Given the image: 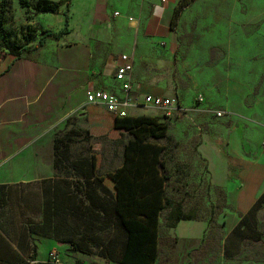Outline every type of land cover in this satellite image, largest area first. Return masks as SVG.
Instances as JSON below:
<instances>
[{
	"label": "crops",
	"instance_id": "crops-1",
	"mask_svg": "<svg viewBox=\"0 0 264 264\" xmlns=\"http://www.w3.org/2000/svg\"><path fill=\"white\" fill-rule=\"evenodd\" d=\"M19 1L6 0L4 29L10 41L32 49L41 32L55 34L57 39L47 38L41 48L19 57L0 54V198L4 189L10 193L8 203L14 195L16 205L24 201L20 191L55 179L53 140L65 131L67 122L69 131L80 129L78 118L83 115L96 122L106 120L109 130L115 132V117L101 105L87 103L85 95L97 89L120 94L114 72L121 54L133 56L131 95L137 105L128 109L127 116H158L155 110L147 111L140 105L144 96L174 97L182 105L176 94L158 83L164 71L175 64L176 26L171 28V19L179 0H70L56 14L38 15H33L31 8L21 7ZM25 1L32 5L36 0ZM26 27L36 29L30 31L28 42L21 36ZM251 46L257 51L264 49L258 44ZM254 69L249 76L240 70L235 79L264 81V59L255 63ZM215 90L210 87L207 100V94ZM217 90L228 98L225 86ZM225 98L223 109L239 124L229 134H212L209 125L202 126L195 147L206 163L211 186L226 195L232 208L221 223L223 238L239 217L264 197V103L254 99L249 108L242 93L235 96L233 108ZM251 115L253 119L248 122ZM73 118H77L76 125ZM3 209L0 205V264H44L53 249L59 253L61 264H116L81 254L67 257L64 246L28 233L19 217L4 216ZM165 230V244L175 242L177 248L183 240L199 247L207 223L181 221ZM9 234L24 243V249H19ZM171 251L163 258L159 253L155 264H173Z\"/></svg>",
	"mask_w": 264,
	"mask_h": 264
},
{
	"label": "rangeland",
	"instance_id": "rangeland-1",
	"mask_svg": "<svg viewBox=\"0 0 264 264\" xmlns=\"http://www.w3.org/2000/svg\"><path fill=\"white\" fill-rule=\"evenodd\" d=\"M187 2L188 5L182 11L173 32L175 64L164 71V77L158 82L164 89L167 88L178 96L182 110L172 113L168 118L155 110L158 116L154 118L168 124V134L178 144L170 166L179 167L171 181L178 182L176 185L181 192L170 194L168 190V196L174 200H181L187 207L198 204V215L205 217V220L216 221L220 230H214L217 232V244L209 242L206 246L209 241L206 239L202 249V245L192 247L194 244L181 240L175 248V242L171 245L164 243L166 230L161 217L159 228L164 238L162 237L160 242V258L172 250L173 264H264L262 226L264 205L260 210L262 215L257 216L263 231L262 245H246L240 255L225 259L221 223L225 222L232 208L227 203L226 195L211 186L207 166L195 152L202 126L209 125L212 134L222 131L229 134L239 124L223 109L225 97L221 90L217 92L219 91L217 87L220 89L226 87L228 98L226 97L225 101L233 108H236L235 96L238 98L242 93L246 95V105L249 108L254 105V99H260L264 103V81L235 79L240 70L249 76L255 70V63L264 59V49L257 51L251 48L252 44L264 46V0H187ZM32 31L35 32L36 29L32 28ZM210 87H216V90L207 94L209 96L207 100L206 92H210ZM217 112H225L228 115L217 119L215 117ZM252 119L253 115L249 116L247 121L250 122ZM73 121L72 124L76 125L77 118H73ZM78 121V125L82 127L80 129L86 132L87 136L71 135L74 142L71 144L70 154H66V161L58 169V177L40 185L27 187L24 193L20 191L19 197L24 200L20 205H16L12 199L14 195H11V200L3 212L4 216L9 214L10 217L15 215L19 217L28 233L48 238L57 245L59 241L77 243L81 250L89 251L88 257L92 258L98 257L96 255L99 248L88 243L90 236L85 233L82 222L96 223L94 221L96 219L83 214L80 217L79 207L83 197L81 192L76 194L78 187L79 189L81 187L76 172L83 171L84 166L80 161L88 160L92 153L96 156V167H99L101 174L111 170L121 164L122 148L116 142L119 134L109 130L106 120L96 122L94 118L81 115ZM69 124L70 122H67L65 131L58 133V136L69 132ZM243 124L246 126V123ZM123 141L125 142V138ZM52 190L62 195L61 208L57 213L47 206ZM96 192L99 199L94 202L99 206L101 201L107 200L109 196L99 188H96ZM66 193L76 195L70 197L71 201L64 197ZM66 209H72L78 217L68 214L69 210ZM3 228L6 229L5 226ZM107 236L112 237L108 232L98 235V243H103ZM168 238L166 237L167 240ZM63 248L67 257L70 254H77L71 252L68 246ZM245 255L253 257L254 260H243Z\"/></svg>",
	"mask_w": 264,
	"mask_h": 264
},
{
	"label": "trees",
	"instance_id": "trees-1",
	"mask_svg": "<svg viewBox=\"0 0 264 264\" xmlns=\"http://www.w3.org/2000/svg\"><path fill=\"white\" fill-rule=\"evenodd\" d=\"M69 1L36 0L30 5L25 0H20L19 4L23 8H31L33 15L56 14L60 7ZM187 5V0L179 1L171 19V28L176 26ZM67 11L64 12L65 22L68 20ZM6 13L7 2L0 0V54L19 57L22 53L41 48L47 38L57 39L55 34L41 32L38 44L32 49L11 42L9 34L4 29ZM31 30L29 27L24 29L21 36L25 42H28L32 37ZM113 130L119 134V139L116 142L122 148L121 164L101 174L99 167H96V156L92 153L88 160L80 161L84 166L83 171L76 172L77 179L81 182V187L80 189L78 187L76 194L81 192L83 197V202L81 200V207H79L80 217L83 214L96 219L94 220L96 223L93 221L82 222L85 233L90 236L88 243L99 248L96 256L107 263L155 264L159 258V244L163 237L159 234L161 217L164 229H173L181 221H204L207 223V231L201 244L202 249L206 239L209 240L206 246L209 245V242L217 244V232L214 230H220V226L216 221L205 220V217L199 216L198 204L187 207L181 200H174L173 197L168 196V190L171 192L170 194L181 192V189L176 185L178 182L171 181L179 168L170 166L178 144L168 134V124L150 116H127L115 118ZM81 134L87 136V133L80 129H72L63 136L54 138L55 178L58 177V169L66 161V154H70V147L74 142L71 135L76 137ZM176 164L178 163H174V165ZM204 164L206 166L205 162ZM96 188L109 196L107 200L101 201L99 206L94 202L99 199ZM83 189L84 191H82ZM76 194L66 193L64 197L70 200V197ZM60 196L62 195L52 190V196L48 197L47 206L55 213L59 212L61 208ZM9 198L10 193H5L3 189L0 198L1 207L8 205ZM262 205H264V197H260L245 215L240 216L236 226L222 238L225 259L240 255L246 245H262L263 231L257 219ZM68 212V214L78 217L72 209ZM162 212H164L163 215ZM107 232L112 237L108 238V235L103 243L99 244L98 235ZM207 234L209 238H207ZM9 238L19 249H24L25 245L20 240L10 234ZM58 243L61 246H68L71 252L87 256L90 254L89 251L81 250L77 243L71 241H59ZM243 260L250 261L254 258L245 255Z\"/></svg>",
	"mask_w": 264,
	"mask_h": 264
},
{
	"label": "built area",
	"instance_id": "built-area-1",
	"mask_svg": "<svg viewBox=\"0 0 264 264\" xmlns=\"http://www.w3.org/2000/svg\"><path fill=\"white\" fill-rule=\"evenodd\" d=\"M117 15L118 13H114V16ZM119 61L120 64L115 68L114 79L119 84L120 94L116 95L111 92L97 89L87 92L85 95V100L89 104L101 105L108 113L112 114L115 118H124L127 117L128 109L134 105H137V102L131 95L133 56L121 54L119 56ZM140 105L157 110L167 118L171 117L172 113L182 110L177 102V99L174 97L166 98L144 96ZM224 115L225 113L223 112L215 113L216 118H221ZM46 263H60V257L57 250L53 249L49 252Z\"/></svg>",
	"mask_w": 264,
	"mask_h": 264
}]
</instances>
